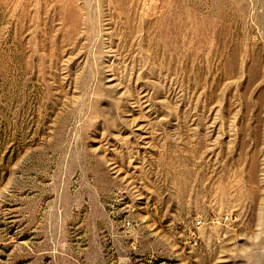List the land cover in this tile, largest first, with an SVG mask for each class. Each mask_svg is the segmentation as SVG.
I'll return each mask as SVG.
<instances>
[{"label":"rangeland","instance_id":"rangeland-1","mask_svg":"<svg viewBox=\"0 0 264 264\" xmlns=\"http://www.w3.org/2000/svg\"><path fill=\"white\" fill-rule=\"evenodd\" d=\"M0 264H264V0H0Z\"/></svg>","mask_w":264,"mask_h":264}]
</instances>
